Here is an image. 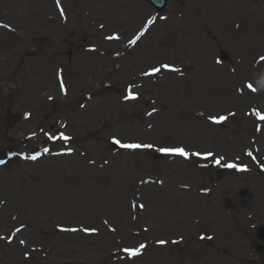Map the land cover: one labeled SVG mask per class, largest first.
Returning a JSON list of instances; mask_svg holds the SVG:
<instances>
[{
  "label": "rangeland",
  "instance_id": "1",
  "mask_svg": "<svg viewBox=\"0 0 264 264\" xmlns=\"http://www.w3.org/2000/svg\"><path fill=\"white\" fill-rule=\"evenodd\" d=\"M211 4L169 0L166 20L146 32L141 28L151 8L141 2L59 0L57 13L54 0H0V9L18 19L12 38L0 29V162L7 151L31 153L64 140L61 134L68 144L62 156L47 153L35 162L18 157L0 167L4 206L12 213L25 210L37 222L36 214L20 207L36 200L46 209V223L39 224L54 229V223L79 221L74 211H81L87 191L95 197L111 179L153 172L162 181L163 191L156 192L164 203L156 219L147 216V225L154 226L149 250L133 261L108 264H264V119L256 115L264 116V96L249 98L236 62L217 65L214 44L200 37ZM0 19L9 18L0 13ZM139 31L144 35L136 39ZM150 67L160 71L147 77ZM140 77L147 79L129 88L123 102L121 87ZM103 83L120 86L104 91ZM220 117L225 119H212ZM111 136L153 147L145 154H114ZM162 147H183L189 156L155 157ZM108 159L105 170H98ZM117 212L107 214L121 222ZM29 230L18 238L25 247L17 241L19 250L0 251V264H19L24 253L41 264H106L96 238L42 237L34 226ZM159 240L166 245L157 247Z\"/></svg>",
  "mask_w": 264,
  "mask_h": 264
},
{
  "label": "snow or ice",
  "instance_id": "2",
  "mask_svg": "<svg viewBox=\"0 0 264 264\" xmlns=\"http://www.w3.org/2000/svg\"><path fill=\"white\" fill-rule=\"evenodd\" d=\"M144 33L141 32L137 37L136 39H139V36H142ZM109 38H112V37H109ZM118 38V37H116ZM136 39H133V40H130L129 43L131 44H135L136 43ZM262 59H264V57H262ZM164 67H169L167 65H165ZM175 71H179L178 69H174ZM160 69L159 68H154L151 70V74H155L157 72H159ZM130 95V98L132 99H136L137 97L133 94H129ZM257 116L260 117V119H264V116H260V113L257 112L256 113ZM214 121L216 122H219V121H222L225 119V117H220L218 118H212ZM50 139H54V137L52 136H49ZM61 139H67V137H65L63 134H61ZM117 143H119V141H117ZM123 147L125 148H129V149H139V148H152L153 145L151 144H137V143H130V144H124L122 145ZM47 151V150H46ZM158 151L162 152V153H165V154H171V155H178V156H182V157H188L189 156V153L183 148V147H162V148H159ZM195 155H199V153H196ZM209 156H211V154H209ZM31 159L35 160L37 157L34 155L32 157H30ZM217 164L220 163V161H216ZM228 167H233V165H228ZM17 231H19V229H17ZM73 231H75V229H73ZM85 231H95L94 229L90 230V229H85ZM20 243H24V241H20ZM163 243V242H161ZM144 245H140L139 248H132V249H126V251L129 253V255H132V256H136L140 253V249L143 248Z\"/></svg>",
  "mask_w": 264,
  "mask_h": 264
},
{
  "label": "bare ground",
  "instance_id": "3",
  "mask_svg": "<svg viewBox=\"0 0 264 264\" xmlns=\"http://www.w3.org/2000/svg\"><path fill=\"white\" fill-rule=\"evenodd\" d=\"M15 1V0H14ZM9 32H6L5 34H7L8 36H10V34H8ZM153 212H155L154 210H153ZM1 218H4V222L3 223H5L8 219V213H7V215L5 216V214H3V213H0V220H1ZM14 245H2L1 246V248L2 249H10V248H12Z\"/></svg>",
  "mask_w": 264,
  "mask_h": 264
}]
</instances>
